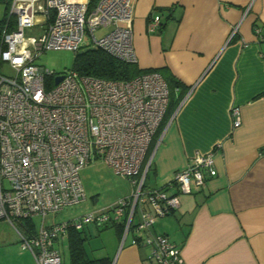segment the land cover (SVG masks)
Returning <instances> with one entry per match:
<instances>
[{"label": "built area", "instance_id": "2783aa9c", "mask_svg": "<svg viewBox=\"0 0 264 264\" xmlns=\"http://www.w3.org/2000/svg\"><path fill=\"white\" fill-rule=\"evenodd\" d=\"M0 2L16 17L15 28L4 30L0 41V66L6 61L11 71H0V219L15 228L21 247L36 264H61L55 243L69 229L90 222H123L124 235L133 230L132 244L149 246L155 264H183L181 248L166 235L151 233L150 227L177 208L178 193L200 190L216 174L214 153L221 142L194 153L173 173L167 186L174 191L167 186L142 189L150 165L146 154L169 100L162 75L151 70L129 80H111L70 69L55 84L57 75L35 63L48 49L79 50L87 35L91 47L136 64L133 1L97 0L91 8L90 0ZM38 15L43 17L41 32L26 35L25 27L34 26ZM158 24L155 15L148 30ZM48 78H53L51 87ZM230 115L232 128L240 126V109L232 106ZM91 158L102 159L115 174L128 178L131 196L109 209L46 225L49 212L85 199L79 173ZM34 216L42 221L33 234L16 225Z\"/></svg>", "mask_w": 264, "mask_h": 264}, {"label": "crops", "instance_id": "0c3cea01", "mask_svg": "<svg viewBox=\"0 0 264 264\" xmlns=\"http://www.w3.org/2000/svg\"><path fill=\"white\" fill-rule=\"evenodd\" d=\"M132 1L136 66L178 80L174 96L181 95L149 145L146 188L167 186L194 153L222 144L214 153L216 174L202 189L178 193L177 208L157 217L150 232L178 245L183 264H264V0ZM155 15L159 24L149 31ZM35 21L31 27L39 33L43 17ZM232 106L240 109L237 128ZM119 223H88L93 230L105 226L93 248L85 225L87 254L111 264H155L150 247L132 244L136 233L124 235ZM67 234L55 243L67 251L61 264H69ZM21 250L7 263L36 264L30 251Z\"/></svg>", "mask_w": 264, "mask_h": 264}, {"label": "rangeland", "instance_id": "374dc122", "mask_svg": "<svg viewBox=\"0 0 264 264\" xmlns=\"http://www.w3.org/2000/svg\"><path fill=\"white\" fill-rule=\"evenodd\" d=\"M5 12L6 4L0 2V21L4 18ZM14 18L16 20V17ZM36 30V27H25V34L35 35ZM89 47H91V42L86 35L79 50L48 49L39 55L35 63L40 67L52 71L54 75L63 74L71 69L75 55L79 51H83ZM0 71L6 75L11 72L6 61L1 62ZM79 174L86 196L85 199L80 203L66 206L59 211L49 212L45 216L46 225L76 218L85 213L109 209L120 199H128L134 190L128 178L115 174L112 168L100 158H91L80 170ZM150 176L151 172L145 178L146 184H149ZM4 184H6L5 181ZM136 218L137 215L135 216ZM41 221L42 217L35 216V226L38 227ZM20 222H16V225L21 229L23 226ZM86 225L90 228V231L86 228V232H88V245L92 248L96 247L101 242V238H103L101 232L104 231L105 233V226H97L93 230L92 227H94V224L87 223ZM57 248L61 251V258L66 259L67 251L65 246L58 245ZM19 251L22 250L15 228L6 220L0 219V264H10L7 263V259Z\"/></svg>", "mask_w": 264, "mask_h": 264}, {"label": "trees", "instance_id": "16d2710c", "mask_svg": "<svg viewBox=\"0 0 264 264\" xmlns=\"http://www.w3.org/2000/svg\"><path fill=\"white\" fill-rule=\"evenodd\" d=\"M96 1L97 0H90V8L95 4ZM15 26L16 20L13 16H9L8 9L6 6L5 16L0 21V41L3 31L12 30L15 28ZM71 69H74L83 75H90L98 78L111 80H129L142 72L151 70L159 72L157 69L141 70L136 66V64L125 63L117 58L108 55L103 50L96 47H89L83 51H79L75 55ZM162 77L165 79L168 85L169 100L164 117L156 131V135L160 132L165 120H167V118L173 113L181 99L180 94L177 97L174 96L175 88L180 87V83L178 82V80L167 79V77L163 75ZM47 84L48 87L53 86V78H48ZM149 153L150 151L148 149L145 161H147ZM149 169L150 165L148 167V171L146 173L145 178L148 176ZM146 185L147 184L144 180L142 189H146ZM20 223L23 227L26 228L28 234H33L35 232V227L32 220H23ZM117 225L122 228L124 227L123 222H120ZM67 235L69 264H111L110 260L107 257L92 258L87 254L84 246L87 240V236L84 234L83 228L79 230L71 228L68 230Z\"/></svg>", "mask_w": 264, "mask_h": 264}, {"label": "water", "instance_id": "95a60500", "mask_svg": "<svg viewBox=\"0 0 264 264\" xmlns=\"http://www.w3.org/2000/svg\"><path fill=\"white\" fill-rule=\"evenodd\" d=\"M62 78H63V75L55 76L54 83L57 84Z\"/></svg>", "mask_w": 264, "mask_h": 264}]
</instances>
